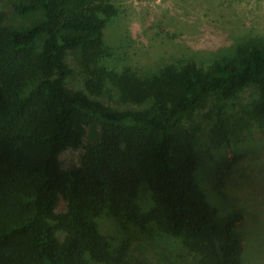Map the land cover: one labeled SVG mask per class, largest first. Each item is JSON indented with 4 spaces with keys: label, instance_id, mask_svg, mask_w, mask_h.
I'll use <instances>...</instances> for the list:
<instances>
[{
    "label": "trees",
    "instance_id": "trees-1",
    "mask_svg": "<svg viewBox=\"0 0 264 264\" xmlns=\"http://www.w3.org/2000/svg\"><path fill=\"white\" fill-rule=\"evenodd\" d=\"M10 13L0 10V264H120L99 231L101 210L120 231L181 238L197 264H244L242 213L219 216L194 178L191 119L211 95L229 99L249 86L247 120L216 117L211 135L245 122L264 128V43L206 65L118 69L103 39L117 15L109 0H12ZM69 53L82 90L66 87ZM82 145L79 166L60 168V154ZM59 200L66 209L56 212Z\"/></svg>",
    "mask_w": 264,
    "mask_h": 264
},
{
    "label": "rangeland",
    "instance_id": "rangeland-1",
    "mask_svg": "<svg viewBox=\"0 0 264 264\" xmlns=\"http://www.w3.org/2000/svg\"><path fill=\"white\" fill-rule=\"evenodd\" d=\"M12 0H0V10L11 13ZM116 10L104 28L103 39L112 49L113 64L137 71L155 69L175 60H194L206 65L213 59L232 56L248 42L264 43V0H109ZM65 61L71 68L66 87L82 90V73L72 53ZM256 95L245 87L229 99L211 95L195 110L196 127L194 178L219 216L237 210L243 219L236 231L242 238L244 264H264V128L248 122L225 128L220 138L211 135L212 120L239 124L248 118ZM115 108V102L99 99ZM122 108H135L120 104ZM138 108V107H136ZM225 134V136H223ZM92 138L85 137L83 145ZM83 145L68 148L59 156L62 169L79 166ZM140 203L150 204L148 191ZM66 204L59 200L56 212ZM99 231L111 243L120 264H197L198 256L181 238L153 230L127 227L120 231L104 210L97 217Z\"/></svg>",
    "mask_w": 264,
    "mask_h": 264
}]
</instances>
